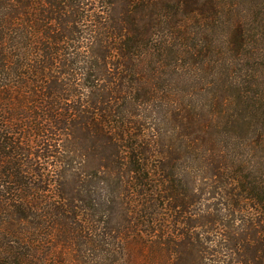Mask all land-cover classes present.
<instances>
[{
	"label": "trees",
	"instance_id": "16d2710c",
	"mask_svg": "<svg viewBox=\"0 0 264 264\" xmlns=\"http://www.w3.org/2000/svg\"><path fill=\"white\" fill-rule=\"evenodd\" d=\"M0 264H264V0H0Z\"/></svg>",
	"mask_w": 264,
	"mask_h": 264
}]
</instances>
